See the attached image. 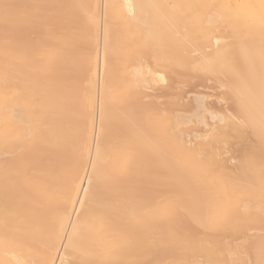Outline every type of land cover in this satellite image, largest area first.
<instances>
[{
    "label": "bare ground",
    "instance_id": "bare-ground-1",
    "mask_svg": "<svg viewBox=\"0 0 264 264\" xmlns=\"http://www.w3.org/2000/svg\"><path fill=\"white\" fill-rule=\"evenodd\" d=\"M262 112L264 0H0V264H264Z\"/></svg>",
    "mask_w": 264,
    "mask_h": 264
},
{
    "label": "rangeland",
    "instance_id": "rangeland-1",
    "mask_svg": "<svg viewBox=\"0 0 264 264\" xmlns=\"http://www.w3.org/2000/svg\"><path fill=\"white\" fill-rule=\"evenodd\" d=\"M210 81H208V82H202L201 84H198V86H196L195 88H184L183 89V97H184V100L185 101H189V102H191L192 101V98L194 97V95H196L197 93H198V95H199V92H201L202 93V95L203 94H205L206 96H207V103H210V105H209V107L211 106V108H213V105L215 106V107H217L219 104H217L216 102H215V99H216V96H217V94H216V92H218L219 93V91H218V89H216L215 88V86L214 87H212L213 86V83L212 82H210ZM207 83V84H206ZM208 85V86H207ZM209 85H212L211 86V88H210V86ZM204 86V87H203ZM190 87H193V86H190ZM196 89V90H195ZM216 89V90H215ZM212 90H213V92H212ZM197 91V92H196ZM196 92V93H195ZM215 92V94H213ZM195 93V94H194ZM200 93V94H201ZM160 94V92H159V90L157 91V92H155V97L157 96H160L159 95ZM184 94H185V96H184ZM209 96V97H208ZM210 96H212V97H210ZM157 97H156V99H157ZM158 99H159V97H158ZM158 99H157V101H158ZM211 101V102H208V101ZM160 101H161V98H160ZM214 102V103H213Z\"/></svg>",
    "mask_w": 264,
    "mask_h": 264
},
{
    "label": "snow or ice",
    "instance_id": "snow-or-ice-1",
    "mask_svg": "<svg viewBox=\"0 0 264 264\" xmlns=\"http://www.w3.org/2000/svg\"><path fill=\"white\" fill-rule=\"evenodd\" d=\"M261 134L262 136H264V112H262V118H261Z\"/></svg>",
    "mask_w": 264,
    "mask_h": 264
}]
</instances>
